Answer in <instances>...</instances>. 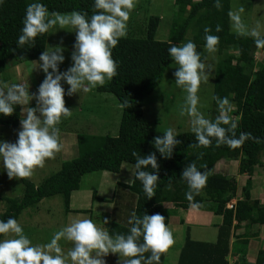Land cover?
Masks as SVG:
<instances>
[{
  "label": "trees",
  "instance_id": "1",
  "mask_svg": "<svg viewBox=\"0 0 264 264\" xmlns=\"http://www.w3.org/2000/svg\"><path fill=\"white\" fill-rule=\"evenodd\" d=\"M34 2L44 4L49 14L77 11L91 16L93 12L92 0H0V75L5 73L10 63L17 65L40 61V55L46 51L52 30L38 36L31 44H18L25 8L28 3ZM173 3L175 12L167 41L156 40L161 17L150 15L145 25L146 15L141 19L138 13L141 9L134 7L127 23L136 37L121 38L112 49V58L117 62L116 75L103 86H98L96 91L112 94L117 99L122 111L118 134L114 137L77 134L78 154L63 162L59 171L38 184L26 178L20 179L22 195L19 197L0 196L1 202L6 204L0 220L9 217L18 220L23 210L56 195L63 197L68 214L71 211V195L81 190L83 177L93 173L118 174L123 164L134 166L136 157L132 155L133 151L141 158L154 154L157 168L148 166L141 170L158 176L155 194L147 198L134 175L131 185L118 184L109 200L113 205L112 212L110 215L103 214L111 221L107 226L109 235H129L132 224L128 221L133 213L138 217L158 213L165 218L168 227L171 217L195 208L221 216L222 224L217 228L216 241L209 243L193 240L190 228L181 219L186 234L176 264H230L231 249L240 255L233 264H264V249L258 252L254 263L246 259L250 239L258 237V232L252 233L250 229L264 227V203L253 199L251 194V177L258 168L264 171V47H257L251 37L232 31L228 16L232 12L231 0H173ZM217 26L221 29L219 32H216ZM205 27L211 29L209 34L219 37L214 52L219 61L213 75V96L228 97L233 104L230 115L238 121L237 136L240 132L251 133L254 139L246 140L236 149L224 145L217 147L215 138H210L212 144L208 147H197L193 132L180 133L175 136L178 143L173 146L172 155L167 157L153 144L154 139L163 137L164 132L149 125L143 114V105L161 85L168 67L174 63L168 55V47L180 46L190 40L204 48ZM70 49L73 52V48ZM257 54H261V58ZM2 84L0 80V86ZM126 99L129 105L122 107ZM212 102L217 117L220 114L217 101L212 98ZM20 118L21 106H16L12 115L0 116V126L17 128ZM220 161H239V174L250 178L241 189V198L231 209L226 206L237 198L239 184L235 177L214 172L215 165ZM191 164H196L201 172L208 171L209 175L200 194L194 195L189 202L185 193L190 189L182 173ZM92 197L97 198L96 190ZM165 204H170L171 208H166ZM125 207L127 211H121ZM85 213L90 215L89 219L94 218L98 222L92 211ZM96 224L99 226V222ZM242 226L245 232L231 247L235 231ZM137 242L143 243L142 237ZM168 252L160 255V264H166ZM149 255L144 254L145 258Z\"/></svg>",
  "mask_w": 264,
  "mask_h": 264
},
{
  "label": "clouds",
  "instance_id": "2",
  "mask_svg": "<svg viewBox=\"0 0 264 264\" xmlns=\"http://www.w3.org/2000/svg\"><path fill=\"white\" fill-rule=\"evenodd\" d=\"M135 5L136 0H92L93 12L88 16L77 11L70 14H49L46 6L40 2L27 4L22 19V35L18 38L19 45L31 44L38 36L57 27L74 31L76 42L75 51L71 55L73 64L65 72L61 73L58 69L65 59L60 46L48 48L39 57V67L45 78L35 96L37 107L21 108L26 114L19 121L21 130L16 133L14 143L0 140V171L6 172L10 179L30 177L34 169L43 167L46 159L53 158L61 151L57 125L62 117L68 118L71 115V111L65 106L66 93L61 81L70 86L67 95L71 96L103 86L106 80H111L116 75L117 62L112 58V49L127 35V22ZM241 12L243 8L228 13L232 28L238 35L251 37L257 47H264L261 26H246L241 19ZM220 30L217 26L216 32ZM210 32L211 29L204 28V48L212 53L216 51L219 37L209 34ZM167 52L177 66L174 73L175 85L186 93V112L189 117H193L190 126L198 142L197 147H208L212 144L210 138H215L217 147L224 145L229 149H236L246 140L254 139L251 133L240 132L237 136L238 121L230 115L233 104L228 97H212L217 101L220 113L214 121L198 112V91L201 84L208 81V76L205 75V64L201 62L196 45L189 40L181 46L170 45ZM31 99L33 96L27 91L26 84L3 83L0 86V116L12 115L16 106L27 105ZM128 105L129 101L124 100L122 107ZM184 113L185 109H182L180 115L183 116ZM175 136V129L167 128L163 137L157 136L154 139V147L162 155L170 157L173 146L178 143ZM132 155L136 157L133 166L135 180L142 185L145 196L152 198L158 176L141 169L148 166L156 169V156L150 154L141 158L135 151ZM208 175V171H199L196 164L184 169L182 177L190 189V192L185 193V198L189 202L205 187ZM127 183L131 184L132 181ZM230 204L234 207L236 202L230 201L227 209L232 208L228 207ZM128 223L132 224L130 234L116 235L113 238L107 230L98 227L89 218L69 217L67 224L54 232L47 243L33 244L25 235L21 224L9 217L7 220H0V237H3L0 238V264H106L103 257L110 253L118 254L122 258V264H142V261L144 264H160V255L174 244L173 234L166 226L165 218L158 213L144 214L142 217L133 213ZM140 237L143 243L137 242ZM61 241L71 242L72 246L64 251ZM145 253L150 255L145 258ZM230 258L229 256L230 264L238 260Z\"/></svg>",
  "mask_w": 264,
  "mask_h": 264
},
{
  "label": "rangeland",
  "instance_id": "3",
  "mask_svg": "<svg viewBox=\"0 0 264 264\" xmlns=\"http://www.w3.org/2000/svg\"><path fill=\"white\" fill-rule=\"evenodd\" d=\"M231 5L232 12H236L243 8V12L240 13L243 23L248 27H254L259 24L261 26L262 35H264V0H231ZM135 8L141 9L138 12L141 14V19H144L146 15L145 25L147 24L150 15L160 16L161 23L156 34V40L167 41L169 39L171 22L175 12L173 0H136ZM131 12L132 14L134 13L133 11ZM130 17L131 13L129 19ZM232 31L235 32L233 28ZM125 37H136L129 29L128 23L127 35ZM75 42V32L71 31L69 28L60 29L57 27L55 28V31L52 30L48 36L46 50L48 48H55L56 46H60L63 49L62 54L65 59L64 62L58 66L61 73L67 71L73 64L71 55L75 51ZM69 46L73 48V52H71ZM196 51L201 56V62L205 64L204 72L205 75L208 76V81L202 83L198 91V96L200 97L198 112H200L206 119L214 121L216 116L214 115L215 108L213 107L212 102L213 75L219 58L214 52L209 53L205 48L200 46H196ZM260 56L261 54H257L258 58H261ZM40 63L41 61L23 64L18 63L17 65L10 63L5 73L0 75V80H2L3 83H23L27 85V91L33 96V99H31L27 105L21 106V108L37 107L38 101L35 99V96L38 94L39 85L45 78V74L39 67ZM176 70L177 66L174 63L168 67L161 85L145 100L143 114L151 127L162 132L167 128L172 127L175 129L176 135H178L180 133L192 132L190 121L193 117H189L186 112V93L182 88L175 85L174 73ZM49 71H51V69ZM107 81L108 80H106L105 83H107ZM61 86L66 93L64 97L65 106L71 111V115L68 118H61V122L57 125L59 128V134L74 133L75 135L88 134L93 136L110 135L112 137L118 134L122 111L117 99L112 94L97 92V86L95 89H91L87 93L77 92L69 96L67 95V91L70 86L64 81H61ZM182 109H185L183 116L180 115ZM25 114L26 113L21 111V118ZM37 115H39V113H37ZM19 130H21L20 124L17 128L0 126V140L14 143L17 139L16 133ZM70 160L71 159H69L68 156H61L58 152L53 158L46 159L43 167L34 169L33 174L26 179L34 184H38L51 174L59 171L63 162ZM214 171L215 173L236 177L240 188L239 193L247 183V180L250 179L248 175L238 173V163H231L230 165L226 163L225 167V163L220 162L215 166ZM259 173L260 174L257 176L256 169L254 176L251 177L256 188L257 182L260 184L264 181V172L259 171ZM99 176V173H93L83 177L81 191H95V184L98 183ZM20 195H22V183L20 179H10L6 172L0 171V196L3 198H15ZM239 198H241V193L238 194L236 200ZM253 199H257V192L254 193ZM236 200L233 202H236ZM86 205H91L88 199L80 205L73 204L72 208L75 209L74 207H83ZM166 208L169 209L171 206L167 204ZM5 210L6 204L4 205L0 200V214ZM121 211L126 212L127 208L125 207L123 210L121 209ZM94 217L98 218V227L103 226L102 228L109 230V227H107L111 222L109 221V217L99 214L96 211ZM105 220H107V223H105ZM17 221L21 224L25 235L33 244L47 243L51 239L53 233L68 222V214L65 212L64 199L61 195L44 199L38 205L23 210ZM93 221L98 223L94 218ZM175 222H177V219L173 220L174 224ZM185 234V228H182V231H178L176 236L173 237L174 244L169 249L166 264H176L178 250L180 251ZM216 234L217 232L214 231V229H204V231L194 230L191 237L193 240L214 243L217 237ZM112 237L115 238L114 236ZM251 242L252 241L249 242L250 244L248 246L250 252L248 251L249 254L246 255L248 262H253V257L256 254V250ZM250 245L252 246L251 248ZM261 245L262 247L264 246L263 243H261ZM71 246V242L61 241V247L64 251H67ZM103 259L106 261V264H122V258L119 257L118 254L110 253L103 257ZM231 259L232 258H230V260ZM231 262H233V260Z\"/></svg>",
  "mask_w": 264,
  "mask_h": 264
},
{
  "label": "crops",
  "instance_id": "4",
  "mask_svg": "<svg viewBox=\"0 0 264 264\" xmlns=\"http://www.w3.org/2000/svg\"><path fill=\"white\" fill-rule=\"evenodd\" d=\"M59 140H60V143L62 144L61 151L59 152L60 155L61 156H68L69 159L75 158L78 154L77 148H76L77 135H75L74 133H67V134L62 133V134H59ZM221 162L225 163V167H226V163L229 165L231 163H238V165H239L238 161H229V162L221 161ZM262 162H264V158H262ZM125 165H128V164H123L121 167V170L118 174L99 173L100 176L98 178V183L95 184L96 185L95 190L97 192V198L96 199H93V197H92L93 192H90V191L84 192V191L79 190V191L72 193L71 202H70L71 211H70V213H68V220H69V217L90 218V215L85 213L88 210L92 211L93 214L96 211L99 214L102 213V214L110 215L112 212L113 205H112V203H109V200H111V198L113 196L115 187L118 184H125L126 186L131 185V184L127 183V181L133 180V172H134L133 166L132 165L125 166ZM259 171H263L262 168L257 169V176L260 174ZM254 184L255 183L253 181L254 189H252V193H251L252 197L254 198V193L257 192V200H259L261 203H264V181H262V183H260V184L257 182V188H256V185H254ZM261 184H263V185H261ZM100 186H101V189H100ZM238 194H240V193H238ZM86 199H88L90 201L91 205H86L83 207L77 206V207H74L75 209L72 208L73 204L80 205V204L84 203V201ZM100 199L104 200V202L100 201ZM233 201H235V199H233ZM168 205H170V204H168ZM175 219H177V222H175V224H174L173 220H175ZM181 219H183L185 221V226L190 228L191 234L193 233L194 230H203L204 231V229H208V230L214 229V231L217 232L218 226H220L222 224V217L221 216H216L212 212L200 211V210H197L195 208H191L186 213L179 212L176 216H173L170 218V222H169L168 227L170 228V231L172 232L173 237L176 236V233L178 231H182V228L185 227L184 225H181V223H180ZM234 224H236V223H234ZM243 226H242V228L235 231L233 238L231 240V247H233L234 242L236 240H238L239 236H242L243 233L245 232V229L243 228ZM250 230L252 233H254L256 231L258 232V237H252L250 239V241H252L251 243H252L253 247L256 250V254L253 257L254 261L250 262V263H254L258 252L260 250L264 249V246L262 247V245H261V243L264 244V242H263L264 241V227H262V229H261V227L256 226V227H252ZM196 241H198V240H196ZM235 244H237V243H235ZM249 244L250 243H248V246H249ZM248 246H247V254H249V252H250V249L248 248ZM251 247L252 246L250 245V248ZM231 252L232 253H231L230 257L233 259H237L238 256H240L237 252L234 251V249H231ZM253 258H252V260H253Z\"/></svg>",
  "mask_w": 264,
  "mask_h": 264
},
{
  "label": "built area",
  "instance_id": "5",
  "mask_svg": "<svg viewBox=\"0 0 264 264\" xmlns=\"http://www.w3.org/2000/svg\"><path fill=\"white\" fill-rule=\"evenodd\" d=\"M228 207H229V208H231V207H232V205L230 204Z\"/></svg>",
  "mask_w": 264,
  "mask_h": 264
}]
</instances>
